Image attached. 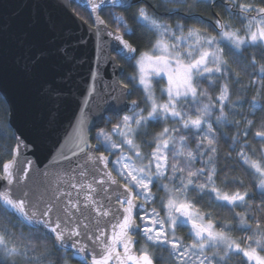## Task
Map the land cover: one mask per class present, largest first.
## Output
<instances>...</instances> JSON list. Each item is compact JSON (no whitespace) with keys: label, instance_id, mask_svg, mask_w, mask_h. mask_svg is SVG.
Returning a JSON list of instances; mask_svg holds the SVG:
<instances>
[{"label":"snow or ice","instance_id":"6c2138e0","mask_svg":"<svg viewBox=\"0 0 264 264\" xmlns=\"http://www.w3.org/2000/svg\"><path fill=\"white\" fill-rule=\"evenodd\" d=\"M77 8L87 15L36 0L44 31L18 41L16 69L41 84L43 127L58 139L42 160L27 122L0 123V264H264V0ZM89 44L94 58L77 57ZM49 59L71 67L49 81Z\"/></svg>","mask_w":264,"mask_h":264},{"label":"water","instance_id":"95a60500","mask_svg":"<svg viewBox=\"0 0 264 264\" xmlns=\"http://www.w3.org/2000/svg\"><path fill=\"white\" fill-rule=\"evenodd\" d=\"M36 0H0V38L3 39L5 45L6 58L3 65H0V94L4 98L8 113H11L13 122L20 124L27 122L30 129H33L32 137L39 145L38 155L43 160L53 151V145L57 135L46 131L43 127L44 115L47 108L51 106L50 102H46L41 98V84L34 80H29L21 75L16 69V59L20 54L18 41L24 38L26 32L31 33L34 37L39 36L44 31L43 22L33 23L36 9ZM57 4H72L76 5L81 0H56ZM84 10V9H83ZM70 14V13H69ZM65 15V12L57 9L52 12V18L59 25L60 20ZM45 13V19H47ZM73 35H80L76 26H70ZM69 31V26H65V32ZM59 45L62 40L59 36H50ZM77 57L88 60L94 58L95 48L93 44H89L88 48L76 53ZM113 55H115L113 53ZM118 63V61H117ZM119 64V63H118ZM49 71L46 79L52 81L57 74L71 67L64 64L58 59H49ZM113 66L108 64L104 69L106 80L112 79ZM118 75V73H117ZM89 79V63L77 65L73 69V83L71 85L73 96L69 97L61 107V125H66L67 119L76 111L78 98L80 93L87 87L86 81ZM113 114V112H106ZM97 126L102 127L104 124L96 118H93ZM62 131V127H61ZM78 263L77 261H74Z\"/></svg>","mask_w":264,"mask_h":264},{"label":"trees","instance_id":"16d2710c","mask_svg":"<svg viewBox=\"0 0 264 264\" xmlns=\"http://www.w3.org/2000/svg\"><path fill=\"white\" fill-rule=\"evenodd\" d=\"M153 2H155V0H153ZM135 7H136V5L133 6V8L131 9V11H134V10H135ZM72 8H73V9H77V11H78L81 15H85V16L87 15V13H86L82 8H77L76 5H73V4H72ZM197 11H199V10H197ZM102 15L104 16V18H105L106 20L108 19L107 12L102 13ZM205 17L207 18V14H206V13H205ZM129 22L131 23V21H129ZM168 22H169V23H174V22H175V18H173V20L168 21ZM191 24H192V22L189 21V22H188V25H191ZM137 35H138V36L140 35V30H139V29H137ZM126 38H127V37H126ZM141 50H143V44L141 45ZM118 61H119V59H118ZM122 64H123V63H122ZM124 64H125V63H124ZM125 65H126V64H125ZM6 113H8V106H7V104H6L5 100H4V98H3L2 95L0 94V123H3V122H5V121L7 120V115H6ZM225 149H226V145H225ZM221 215H222L223 217H225V218H227V217L229 216V214L226 213V212H222ZM236 235H239V234L237 233ZM71 264H78V263L72 261ZM232 264H238V259H237V258H234Z\"/></svg>","mask_w":264,"mask_h":264},{"label":"flooded vegetation","instance_id":"af4514ba","mask_svg":"<svg viewBox=\"0 0 264 264\" xmlns=\"http://www.w3.org/2000/svg\"><path fill=\"white\" fill-rule=\"evenodd\" d=\"M189 26H191V25H189ZM118 60V59H117ZM120 64H121V66L123 67V70H124V72H125V74H127V75H131L132 73H133V69L131 68V67H129L123 60H120L119 59V61H118ZM123 63V64H122ZM126 65H125V64ZM109 115H112V116H114L113 114H107L106 116H109ZM104 126V125H103ZM102 126V127H103ZM178 234H182V233H178ZM157 255H160V253H156ZM165 257L167 256V254L166 253H164L163 254Z\"/></svg>","mask_w":264,"mask_h":264},{"label":"bare ground","instance_id":"6f19581e","mask_svg":"<svg viewBox=\"0 0 264 264\" xmlns=\"http://www.w3.org/2000/svg\"><path fill=\"white\" fill-rule=\"evenodd\" d=\"M119 63V62H118ZM120 64V63H119ZM121 65V64H120Z\"/></svg>","mask_w":264,"mask_h":264}]
</instances>
